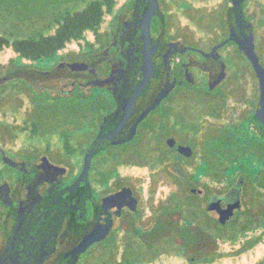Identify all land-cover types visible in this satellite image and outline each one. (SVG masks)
Masks as SVG:
<instances>
[{
  "label": "flooded vegetation",
  "instance_id": "flooded-vegetation-1",
  "mask_svg": "<svg viewBox=\"0 0 264 264\" xmlns=\"http://www.w3.org/2000/svg\"><path fill=\"white\" fill-rule=\"evenodd\" d=\"M169 1L146 0L134 34V0L132 9L121 16L111 41L101 52L81 60L75 77L64 60L45 72L56 71L53 76L38 80L34 73L43 72L31 68L0 77L4 94L0 103V264H68L72 249L88 232L101 225L109 226L102 241L78 255L75 264H86V254L92 247L135 222L141 188L121 179L114 171L116 161L110 164L109 156L94 169V160L105 151L134 152L142 162L140 158L146 150L151 151L148 143L152 142L160 156L151 166L176 170L199 165L224 168L231 152L245 151L258 157L259 169L263 168L264 155H256L264 149L259 79L234 40L253 41L264 72V0H176L177 13L171 11ZM173 25L181 34L171 38L167 28ZM230 36L232 39L226 41ZM173 45L178 47L170 50ZM239 58L248 63L250 70L232 74L229 61ZM101 61L107 66L103 76L95 71ZM248 77L251 81H247ZM13 78L26 81L31 91L16 84L17 92L14 86L6 87L12 86ZM117 78L120 79L113 81ZM76 86L100 87L106 92L84 107L85 127L81 133L88 141L78 143L83 154L78 173L73 176L64 160L52 158L49 145L40 150L33 142L41 136L54 137L60 140L61 149L70 150L71 137L76 132H72L68 96ZM165 86H171L169 92L137 123L132 138L102 148L91 161L88 184L82 181L71 191L81 173L85 151L100 128L124 137ZM110 89L124 95L121 112L111 125L118 102ZM40 93L49 97L53 118L40 116L46 113L40 99H36ZM180 145L190 147L192 154L180 153ZM222 151L228 153L223 161L215 155ZM122 157L114 155L121 163L125 162ZM129 163L134 164L132 160ZM241 173L227 193H207L206 211L213 210L218 216L216 209L207 210L214 202L221 208L239 202L238 215L252 207L253 201L246 197L248 188L255 183H249ZM174 178L183 186L191 185L181 176ZM123 187L130 188L137 199L136 209H132L129 196H124L120 206L115 195ZM194 189L192 193L199 195ZM259 192V223L264 228V192L261 188ZM250 243L247 240L242 246L251 247Z\"/></svg>",
  "mask_w": 264,
  "mask_h": 264
},
{
  "label": "rangeland",
  "instance_id": "rangeland-1",
  "mask_svg": "<svg viewBox=\"0 0 264 264\" xmlns=\"http://www.w3.org/2000/svg\"><path fill=\"white\" fill-rule=\"evenodd\" d=\"M89 1L91 0H2V3H0L1 34L7 36L9 40L14 39L15 37H26L41 30L45 34H51L54 29L55 19L58 18L62 12L66 9L72 10L81 8ZM133 2L134 0H115L111 10L104 14L103 20L96 33L86 31L82 38L69 42L63 49L59 50L56 55L51 58L27 60L15 53L10 46L4 47L0 50V77L6 72L16 71L23 68H31L42 72L52 71L56 68V65L63 60L68 65H79L81 60L87 59L93 54L101 52L103 47L111 41L112 33L117 29L121 16L127 12V8ZM169 3L171 5L170 7L173 6L171 11L177 13L178 9L175 8L177 5L176 0H171ZM192 27L194 26L192 25ZM167 31L171 38H174L176 35L180 36L181 34V31L176 25H173L172 27L168 26ZM68 67L72 68L71 65ZM228 68L232 74L243 72L247 73L248 70H250L248 63L243 61L241 58L236 61L231 59V61H229ZM95 71L100 76L106 75V63L101 61L99 66L95 68ZM247 79V81H251L250 77ZM25 82L21 78H13L11 82L12 86L6 85V87L13 88L14 86L13 89L15 92L18 91V86L19 88L23 87L24 90L30 88L29 90L31 91V87ZM13 84L18 85L17 89H15L16 86ZM66 88L69 89L70 87L67 86ZM105 92L106 91L100 87H89L84 89L76 86L73 92L68 96L71 102L72 132H76V134L74 133L75 136L71 137V146L73 150L78 148L74 145V143H86V141H88V139L85 138V134L81 133V130L85 127V121L83 119L86 117L84 107H86V104L88 103L96 102L98 97L100 98L105 95ZM3 96V86H0V103L2 102L1 99ZM37 98L38 100L40 99L39 104L44 107L46 112H41L40 116L46 115L53 118L54 115L50 109L52 103L48 99L49 97L47 94L40 93L39 96L36 94V99ZM33 143H36L40 150H44L46 145H49V153L53 159L64 160L73 176L78 173V165L81 161V154L78 153V150L74 153H70L69 149H61L60 140H57L54 137L41 136ZM148 145L151 151L149 152V150H146L143 153L140 158L142 162H138V156H135L136 153L133 152L131 153L132 158L129 159L132 160L134 164L129 162L115 163V168L121 179H125V181L141 188L139 189L141 196L139 214L134 216V218L135 220H138L142 229L152 228L158 217L177 220V212H173L172 214L166 216L165 214H161L162 207L164 208L169 206L170 208H174L176 206H181L185 201V195L191 193L194 188L201 191L199 196L203 198L202 208L206 211V203L204 201L208 195L206 190L207 186L213 190V193L216 195L225 194L228 192L229 186H231L233 182L239 178L238 173L229 177V172L223 170L219 171L220 175L217 177L215 173L220 170L221 167L210 169V174L207 176L203 173L196 172L197 166L194 168L183 167L180 170H177V172L175 169H164L155 165L150 167L160 155H158V152L154 150L152 142H149ZM64 151L65 153H63ZM119 152L120 151L118 150L112 149L99 154L94 160V169L101 167L99 162L108 156L111 159L110 164L115 162L114 160H116V158H114V155L120 154ZM259 153L264 155V149L260 152L258 150L256 155H259ZM124 154L126 157V155H129V152H124ZM125 157H122V159H125ZM217 157L219 158L221 156ZM199 164L200 162L196 163V165ZM245 166L247 165L245 164ZM261 167L262 166H260V168ZM106 168L108 167L106 166ZM169 172H174L175 176L179 175L183 177L186 182H190L191 185L183 186L181 181L176 180ZM244 173L247 175L249 173V169L247 168L244 170ZM244 173H241L240 176H243ZM205 184H207L206 187ZM247 193L248 195L246 198L253 201L252 207H247L245 212L238 215L235 223L225 224L233 226V229L238 234L237 239L233 242L229 240L218 241L216 251L220 254V256H218L213 262H194L188 257H185L172 249L169 253H163L154 261L145 262L144 264H264V228H262L263 223H259V197L254 194L255 190H251L250 188H248ZM251 196H254L257 199L253 200ZM171 197L172 201L169 203ZM206 212L211 217L216 219L218 218L217 214L213 210ZM249 219H251V221ZM246 224L251 226V228L246 230V228H248L245 226ZM241 230H244V232L240 233ZM115 236L118 243V249L115 254V260H113L111 264H119L124 248V231H117ZM111 237L112 236L108 237L100 244H96L89 250L88 254H86V264L104 263L106 254L105 252L102 254L97 248L101 245L104 247H110V243L112 242ZM247 240L257 241H255L251 247H247L240 252V250L244 248L242 244H244ZM101 255H105V257H101Z\"/></svg>",
  "mask_w": 264,
  "mask_h": 264
},
{
  "label": "trees",
  "instance_id": "trees-1",
  "mask_svg": "<svg viewBox=\"0 0 264 264\" xmlns=\"http://www.w3.org/2000/svg\"><path fill=\"white\" fill-rule=\"evenodd\" d=\"M114 1L115 0H91L81 8L72 10L66 9L55 19L54 29L51 34H45L41 30L26 37H15L9 40L7 36L1 34L0 29V50L10 46L15 53L27 60L51 58L69 42L82 38L86 31L96 33L103 20L104 14L111 10ZM0 3H2V0H0ZM145 8L146 5L143 8V12ZM131 9L132 4L127 8V11L129 12ZM141 27L142 31L146 34V25L142 23ZM80 64L81 63H79V65L69 64L72 67L71 72L73 77L76 76L78 72L77 69H80ZM60 66L62 67L63 65L61 64ZM55 72L56 71L49 73L35 72L34 76H37L38 80L41 79L42 76H53ZM72 136L74 137V135ZM69 145L71 146V141ZM74 145L78 148L73 150L71 146L72 149H70V153H74L78 150V153L82 155L83 149L80 151L79 144L74 143ZM227 154L228 153L224 151L215 153V155L221 156L219 158L217 157L221 161L227 159ZM118 155L125 157L124 153ZM230 155L231 159L228 164L224 168L218 170L215 175L218 177L220 175L219 171L223 170L228 171L229 177H232L236 173H244V170L248 168L249 173L247 175L244 173V175L249 183H255L254 186L251 187V190H255L254 194L259 197V188L264 192V166L262 169H259V158L253 157L251 153L245 151H233ZM129 158H132L130 152L129 155H126L125 162L131 161ZM115 161V163H121L119 159ZM158 162H160V160ZM245 164L247 166H245ZM115 170L116 168H114V171ZM175 171L177 172L176 169ZM209 171L210 169L204 165L196 167V172L203 173L205 176L210 174ZM169 173L172 177L179 176H175L174 172ZM206 186L207 184H205V187ZM206 190L208 194H213V190L208 186ZM251 197L253 200L257 199L254 196ZM170 201H172V197L169 203ZM202 203L203 198L191 192L185 195V201L181 206H176L174 208H170L169 206L162 207L161 214H165L166 216L173 212H177V220L158 217L154 226L150 229H142L138 220H135L134 223L130 222V225L124 231V248L119 264H144L145 262H152L159 255L169 253L172 249L194 262H213L220 256L216 251L218 241L229 240L233 242L237 239L238 234L235 232L232 225L222 224L216 218L211 217L202 208ZM247 227L246 230L251 228V226ZM243 232L244 230L240 231V233ZM111 240L110 247H104L102 245L98 247L106 254L103 264H111L112 261L115 260V254L118 249L116 236L113 235ZM255 241L257 240L251 241L249 246L253 245ZM244 249L246 248H242L240 252ZM102 256L105 257V255H101V257Z\"/></svg>",
  "mask_w": 264,
  "mask_h": 264
},
{
  "label": "water",
  "instance_id": "water-1",
  "mask_svg": "<svg viewBox=\"0 0 264 264\" xmlns=\"http://www.w3.org/2000/svg\"><path fill=\"white\" fill-rule=\"evenodd\" d=\"M145 1L146 0H135L134 13H133V24L135 25L134 34L137 31V29L139 28V24H140V20H141V10L143 8ZM230 39H232L231 36L226 41H229ZM234 41H236V43L238 44L239 49H241L247 55L248 59L250 60L251 64L253 65V67L255 69L256 75L259 79L262 109H264V72L260 69L258 58H257V55L254 51L253 41L251 39L243 40V41H239V40L235 39ZM225 42H223V43H225ZM177 47H178L177 45H173L169 49L170 50L176 49ZM119 79L120 78L113 79V81L119 80ZM170 87L171 86H169V87L165 86L159 90V92L156 94L154 100L137 117V119L135 120V122L131 126L130 130L128 131V133L124 137L118 138V136L111 134L109 132V130L107 131L103 127L100 128L98 134L96 135L94 140L90 143V145L88 146V148L85 151L81 173L78 177L76 184L71 188V191L75 190V188L82 181H85L86 185L88 184L87 183V176H88L89 169L91 167V161H92L93 157L102 148H104L108 145H112V144L124 143V142H126L132 138V136L135 132V128H136L137 123L149 111H151L157 107L160 100L169 92ZM110 91L113 94L114 98L118 102V106L115 109L114 114H113L111 121H110L111 122L110 125H111L115 121V119L118 118V115L121 112L120 106L123 103V98H124L123 96L124 95H122V94L116 95V94H114L113 90L110 89ZM177 150L180 153L185 154V155H191L192 154V150L188 146H181L180 145L177 147ZM194 192L200 193L201 191L195 188ZM124 196H129V199H130L132 207H133L132 209H136L137 208V199L132 195V191L130 188L123 187L115 195V197L116 198L118 197V199L120 201L119 202L120 206L122 205V199H124ZM210 209H216V211L218 213V221L219 222H221L222 224H230V223H233V221L236 219V217L240 211V204H239V202H236L234 204L227 205L224 208H221L219 206L218 202H214V203L209 204V206H207V210H210ZM108 227L109 226L101 225L100 227H95L93 230L88 232L81 239V241L72 249L71 259L69 260L68 264H75L77 257L81 252L85 251L93 243L102 241L106 237V235L108 234Z\"/></svg>",
  "mask_w": 264,
  "mask_h": 264
}]
</instances>
